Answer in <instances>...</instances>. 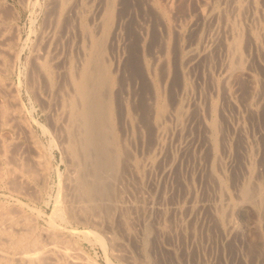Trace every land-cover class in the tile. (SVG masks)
<instances>
[{
    "label": "rangeland",
    "instance_id": "374dc122",
    "mask_svg": "<svg viewBox=\"0 0 264 264\" xmlns=\"http://www.w3.org/2000/svg\"><path fill=\"white\" fill-rule=\"evenodd\" d=\"M229 1H112L102 47L114 79L115 128L124 154L116 176L102 166L88 167L85 178L93 185L99 180L103 188L91 192L93 209L73 207L72 215L65 205L80 202L67 188L73 165L64 131L54 124L60 107L32 62L36 53L53 62L67 52L80 56L77 45L86 32L77 22L83 18L99 34L106 0H69L60 13L61 26L57 0H0V37H8L16 52L12 57L10 50L0 51L8 65L0 63V108L8 107L14 117L13 125L0 124V204L18 203L38 230L56 207L64 208V216L54 215L56 224L74 229L78 249L98 264H264V0ZM238 36L233 55L232 40ZM58 63L55 73L61 72ZM211 114L217 121L215 139ZM40 153L46 155V175L20 178L18 165L32 166ZM246 181L250 201L239 195ZM84 229L102 243L92 233L86 238Z\"/></svg>",
    "mask_w": 264,
    "mask_h": 264
},
{
    "label": "bare ground",
    "instance_id": "6f19581e",
    "mask_svg": "<svg viewBox=\"0 0 264 264\" xmlns=\"http://www.w3.org/2000/svg\"><path fill=\"white\" fill-rule=\"evenodd\" d=\"M53 1H54L53 3H55V0H53ZM68 1L69 0H57V2H58V14L57 15L58 16H55V17H57V22L58 21H62L60 23L58 22L60 24V26L63 24V22H64L63 20H65L64 19L65 16L62 18L60 13L63 12V10L67 7V4H68L67 2ZM75 1L77 2V0H75ZM112 1L113 0H106V4H105L106 7H104L103 17L101 19L100 25L98 26L99 28H97V29H101V30H99L100 31L99 34L96 35V32H94L93 30L91 31V29L87 26V24H86V22L84 21L83 18L82 19L79 18L78 22H77V20L75 21V22L78 23L79 30H83L84 32H86V33H84L85 34V36H84L85 38L83 37L84 39L83 40L81 39L82 41L77 45L78 50L81 53L80 56H78V57H76L77 55L74 56L77 59L72 58L68 54V52H67L66 56L65 55H64V57L60 56V57H62V59L59 58L58 61H56V62H53L51 60L52 57L50 58L49 56H47L45 54L44 55H40L38 53H36L35 55L33 54L34 55V58H33L34 61H33V59H31V61H33L32 63H33L34 70H36L38 72L37 74L42 76V78L44 79L43 82H45V85H47V86H45V85L44 86L46 88L48 87V89L50 88L51 92L54 90V92H55V102H57V104H59V107H60V113H58L60 115H59L58 120H57L58 123H54V122L53 123L55 124L56 127L58 126L62 131H64L65 140H64V138H62L64 140V147L66 149L67 156H69V159H70V161L72 163L71 165H73L72 166V171L67 176V179L65 178L66 175L64 176V178L66 180L69 179L67 188L69 187L71 189V190L68 189L69 192L71 191L74 195H76L78 197V198L75 197V198H77L76 200H78L80 202V204L79 203H77L75 205L73 204V206H71V207L68 206V205H65L66 207H69L67 209L65 207V209L68 211V213L72 212L71 213L72 215H73V213L76 212V211H74L75 208H73V207H76V208H79V209L82 210V209H87V208L93 209L96 206L95 205L96 203L93 204L91 202L92 201V195L91 194L94 193L92 191H94L97 187L98 188L101 187L100 186L101 183L98 180L96 182L97 184L93 185V182L92 181L90 182L91 179L89 180V179L85 178V176L87 174L84 173V172L88 170V167L90 168L93 165H94V167L102 166V169L104 168V169H106L108 171L109 170L112 171V174H110V175L113 177L115 175V173L117 174V172L119 170L118 169L119 168V164L122 163V162L119 163V158L122 159L121 158L122 155H120V154L122 153L123 149L121 148L122 147L121 141L119 139V135H118V133L116 131V128H115L116 127V125H115V116L116 115L114 114V109L115 108L113 106L114 103L112 102V94L113 93L111 94V88L113 87L112 82H114V79H113V76H112V72L110 71V69L107 66V63L105 62L106 60H104V58H103L104 56H103V47H102L103 38L105 37V34H107V29H108L109 23H111L110 19H111V15H112ZM230 1H232V0H230ZM57 2H56V4H57ZM72 4L75 5V3H72ZM50 6H52V5H50ZM94 7H95V5H94ZM51 8H53V6ZM51 8H50V10H51ZM56 9H55V11H56ZM73 9H76V7H74ZM55 11L53 10L52 13H56ZM70 12H72V11H70ZM98 12H99V10H98ZM46 13H48L47 10H46ZM76 14H78V12ZM60 18L63 19V20H60ZM212 20H214V19H212ZM54 21H55V19H54ZM68 21H70V20H67V22ZM51 22H53V20ZM71 22L74 23L73 21H71ZM77 23H74V24H77ZM64 24H67V23L65 22ZM228 25H229V23H228ZM64 26H66V25H64ZM72 26H73V24H72ZM232 27H234L233 23H232ZM77 28L78 27H75V29H77ZM3 29H1L2 31L0 30L2 32L0 36H2V34H4L3 33L4 32ZM5 29H7V28H5ZM49 29H51V28H49ZM94 29H95V27H94ZM62 30H63V28H62ZM76 31H78V29L75 30V32ZM226 31H227V29H226ZM6 34L7 33H5V35ZM8 34H7V36H8ZM70 34L71 33H69V35ZM76 34H77V32H76ZM86 34H87V37H86ZM5 35H3V36H5ZM44 35L46 36L45 33H44ZM5 37L4 38L0 37V40L2 39L0 41V46L2 48V49L0 48V51H2V54L5 51L9 52V50L11 48H13V47H11V41L9 42L10 39L8 37H6V38ZM70 37L71 36H69V38ZM7 39H9V40H7ZM108 42H107V44H108ZM232 42H233V47H234V52H233L234 54L233 55H237L238 54V49H239V44H240L239 36L236 39L232 40ZM111 45H112V43H111ZM52 48H54V46ZM12 50H14V49H12ZM10 52H11V50H10ZM11 53H13V54H11ZM11 53L10 54L8 53V54L12 56V55H15L16 52L15 53L11 52ZM4 55H5V53H4ZM55 56H57V55H55ZM6 60H7L6 56H2L1 57V54H0V63L4 66V68H6L8 66L6 64L7 63ZM59 61L61 62V64L60 63H58V64L62 65L61 66V72L59 71L60 73H55L57 71L55 69L53 70V65L55 66V64L57 62H59ZM0 67H1V65H0ZM2 70H3V67H2ZM144 72H145V70H144ZM144 72H142V73H144ZM56 74H59V76L61 78L60 82H57ZM39 75H37V76H39ZM33 78H36V77H33ZM111 85H112V87H111ZM33 86H35V85L33 84ZM35 87H37V86H35ZM34 89H36V88H34ZM34 89H33V91H34ZM41 91H42V89H41ZM115 91H117V90H115ZM37 92H35V93H37ZM47 92H50V91L48 90ZM112 92H113V90H112ZM6 94H9V93H6ZM52 94L54 95V93H52ZM53 95L51 96V99L54 100V98H52ZM16 103H17V101H16ZM121 105H123V104H121ZM8 106H9V104H8ZM57 106H56V108H57ZM214 106L215 105L212 103V106H211L212 111L214 110ZM7 108L6 107L0 108V124H2V125L3 124L6 125V124H8V122H10V124L12 123L11 122L12 118H10V117H13V116H11V113L9 112L10 110H7ZM161 108H163V107H161ZM250 108H252V107H250ZM11 109H12V107H11ZM117 109H118V107H117ZM13 110H16V109H13ZM122 110H124V109H122ZM115 111L117 112V110H115ZM16 112H17V110H16ZM18 112H19V109H18ZM16 116L18 117V115H16ZM20 117H22V116H20ZM121 117H123L122 114H121ZM16 120H17V118H16ZM116 120H118V119H116ZM125 121H126V119H125ZM19 122H20V120H19ZM10 124H8V125H10ZM216 124H217V121H216L215 117L213 116V114H211V118L209 120V129L211 130L212 134L216 133V127H217ZM11 125H13V124H11ZM20 125H22V124H20ZM59 128H57V129L59 130ZM213 137L215 139V134H214ZM4 143H5V141H4ZM7 143H8V141H7ZM61 143H62V141H61ZM8 144L5 145V146L8 147ZM0 145H2V143ZM61 145H63V144H61ZM5 146L3 144V148H2L3 153H6V151H7V148H5ZM0 147H2V146H0ZM5 149H6V151H4ZM41 153H43V152H41ZM41 153H40V155L37 154L35 157H32V162H33L32 166H31L30 162L28 164H26V162L22 161L23 162L22 163L20 160H18V162L20 161L21 164H19V165L16 164V167L18 165L20 171L16 172V173L18 174V176L20 178L28 176V178L34 179L36 177V175H38V177H40V179H41V176H43V173H44V175H46L45 174V168L48 166V164H46L45 163V159H43V157H44L43 155H45V154H42V157H41ZM1 154H2V152H1ZM6 154H8V153H6ZM6 154H5V156H6ZM122 154H124V153H122ZM13 155L15 156L16 154H13ZM21 160H23V158ZM4 162H6V161H4ZM18 162L15 161V163H18ZM123 162H125V161H123ZM4 164H6V163H4ZM8 164H10V163H7V165ZM13 165H14V161H13ZM10 170H11V168H10ZM101 171H103V170H101ZM14 172L11 171V173H14ZM67 173H69V172H67ZM84 174H85V176H84ZM99 175H100V173H99ZM18 176H17L16 180L18 179ZM108 176H109V174H108ZM15 177H14V179H15ZM112 177H110V178L112 179ZM28 178H24V179H28ZM95 180H96V178H95ZM38 181H40V180H38ZM41 181H43V179ZM11 182H13V181H10V183ZM41 183H43V182H41ZM245 183L246 184L245 185L243 184L242 186L239 184L240 185V188H239L240 194L239 195L242 198V200L245 201L247 199L248 201H250V199H252V198H250V195H249V194H251V193H249L250 192L249 187L251 185L247 184V181ZM27 186H30V184L28 183ZM13 187H14V185H13ZM109 187H111V186H109ZM109 187H108V189L110 190ZM93 188H94V190H93ZM102 188H100V189H102ZM65 189L66 188H64V190ZM18 191H20V190L18 189ZM65 193H67V192H65ZM20 194H22V193H20ZM25 195H27V194H25ZM56 195H57V193H56ZM258 196L261 197L262 195L258 194ZM56 197L57 196H55V198ZM95 197L96 196H94L93 198L95 199ZM100 197H101V194H100ZM102 197H105V196H102ZM259 197H258V200H259ZM104 200H106V199L104 198ZM67 201H69V198L67 199ZM84 201H86V202H84ZM82 202H84V203H82ZM16 204L17 205H9V206H2L3 203H2V205L0 204V264H98V263L94 262L93 260H91L89 257H87L85 255L86 253L84 254L82 252L84 250H82V251L79 250L81 248L79 247V245L77 243H75L74 239L72 238V234L74 232L73 231L74 229L71 232L69 230H68L69 232H67L66 230H64V228H62V227H64L63 225H62V227H60L61 225L59 226V225H57L58 223L56 224L55 218L56 217H62L63 214H62L61 210H63L64 208L62 209L61 207L56 205L58 207L55 208L56 210H55V213L53 214V217L55 215V218L51 217L49 222H48V224H47V226H45V228L43 227V230H41V229L38 230L37 227L34 226L35 223H32V220H34V219L30 218L29 213L28 214L24 213L22 211V209L19 208L18 203H16ZM109 204H111V203L109 202ZM257 204H258V202H257ZM28 208H30V207H28ZM106 208H108V207H106ZM35 209H37V208H34V210ZM75 210H77V209H75ZM81 210H79V211H81ZM90 211H92V210H90ZM52 212H54V209H53ZM80 213H82V212H80ZM80 213H79V215H80ZM82 219H80V220H82ZM96 220L97 219H95V221ZM84 230L85 231H83L82 233H83V235L85 234L86 238L88 237L87 236L88 234L92 233L94 235L93 237L97 240V242L98 241L101 242L100 236H98L95 232H92L91 230H86V229H84ZM75 234H77V230H76ZM82 239H83V237H82ZM86 240H89V239H86ZM92 241H94V240H92ZM88 242H90V241H88Z\"/></svg>",
    "mask_w": 264,
    "mask_h": 264
}]
</instances>
